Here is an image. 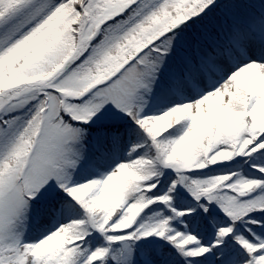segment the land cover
<instances>
[{
    "label": "snow or ice",
    "instance_id": "obj_1",
    "mask_svg": "<svg viewBox=\"0 0 264 264\" xmlns=\"http://www.w3.org/2000/svg\"><path fill=\"white\" fill-rule=\"evenodd\" d=\"M0 264H264V0H0Z\"/></svg>",
    "mask_w": 264,
    "mask_h": 264
}]
</instances>
